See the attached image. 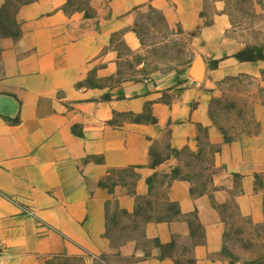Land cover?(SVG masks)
Segmentation results:
<instances>
[{
  "label": "crops",
  "instance_id": "obj_1",
  "mask_svg": "<svg viewBox=\"0 0 264 264\" xmlns=\"http://www.w3.org/2000/svg\"><path fill=\"white\" fill-rule=\"evenodd\" d=\"M71 1L34 0L14 13L15 31L0 30V264H177L186 255L195 264H245L225 256L224 211L234 205L264 225V101L254 106L255 129L231 140L211 103L219 80L261 78L264 59L236 57L248 45L229 35L227 1L215 0L211 17L207 0H87L68 10ZM146 9L171 28L197 31L202 77L195 60L185 74L118 80L120 45L145 50L136 21ZM125 114L138 119L118 121ZM156 157L164 159L155 165ZM205 163L204 189L193 194L198 180L189 173ZM129 169L130 183L104 184ZM112 203L134 218L169 203L180 215L146 221L140 238L118 246L109 234Z\"/></svg>",
  "mask_w": 264,
  "mask_h": 264
},
{
  "label": "rangeland",
  "instance_id": "obj_2",
  "mask_svg": "<svg viewBox=\"0 0 264 264\" xmlns=\"http://www.w3.org/2000/svg\"><path fill=\"white\" fill-rule=\"evenodd\" d=\"M24 1V0H22ZM87 0H73L68 10L86 6ZM214 1L207 0L206 16L214 13ZM226 11L229 12L232 26L229 35L248 45L249 49L264 52V3L263 0H226ZM19 2L12 1L6 8L0 10V30L2 32L15 31L14 13ZM136 29L143 40L145 50L134 54L125 45L120 48L124 55L118 80H139L149 77L154 71H179L183 74L198 55L194 50L193 37L196 32H185L180 26L171 28L160 13L146 9L139 12ZM213 65L212 63L210 64ZM264 78V72L261 75ZM261 78L248 74L227 76L216 83L213 88L215 97L211 103V111L215 121L223 127L229 138H234L243 132L253 131L256 127L254 106L259 100L264 101V88ZM115 82L114 80L111 81ZM145 116H148L145 114ZM125 119L135 120L137 117L125 114L118 121ZM166 140L161 144L165 147ZM209 159V156L205 157ZM206 162V161H205ZM204 165L198 164L197 169L189 173L198 180L194 187L197 191L204 188L208 172H204ZM132 169L126 172H115L104 184L110 188L120 183H130ZM118 175L121 176L118 178ZM160 194L164 190L159 191ZM167 211V210H166ZM166 211L146 212L134 218L121 211L116 204L109 205V234L115 245H122L127 241L141 237L142 226L150 217L164 216ZM227 221L225 233V256L232 261H241L245 264H264V225H255L243 216L234 207L228 206L224 211ZM103 264H126L134 258L115 257L100 259ZM187 255L179 258L181 264H189ZM48 264H85L81 257H53Z\"/></svg>",
  "mask_w": 264,
  "mask_h": 264
},
{
  "label": "trees",
  "instance_id": "obj_3",
  "mask_svg": "<svg viewBox=\"0 0 264 264\" xmlns=\"http://www.w3.org/2000/svg\"><path fill=\"white\" fill-rule=\"evenodd\" d=\"M12 1H15V2H19V5L17 7V9L15 10V12L23 5L27 4V3H30L34 0H7V4L5 5V8L8 6V4ZM236 57L241 60V61H256V60H260V59H264V52L263 51H257V50H252V49H245V50H242L240 52H238L236 54ZM146 120H150L152 122H156V119L154 117H151V116H146L145 117ZM232 138H229L228 135H227V140H231ZM164 158L162 157H156L155 158V165L159 164L160 162L163 161ZM178 174V173H177ZM176 175V174H175ZM199 191H197L195 188H193V194H197ZM137 215L139 216H142L141 213L137 212ZM180 215V209L178 207L177 204L175 203H169L168 204V208H167V211H166V214L164 216H160V217H157V218H153V217H150L148 218L146 221H151V220H154V219H157V220H172L174 218H177L178 216ZM174 246V243L168 245V246H164V250H165V253H167V250L168 247H173ZM177 264H181L180 262H178L177 260ZM189 264H195V259L193 258H190L189 260Z\"/></svg>",
  "mask_w": 264,
  "mask_h": 264
},
{
  "label": "water",
  "instance_id": "obj_4",
  "mask_svg": "<svg viewBox=\"0 0 264 264\" xmlns=\"http://www.w3.org/2000/svg\"><path fill=\"white\" fill-rule=\"evenodd\" d=\"M194 67H195L196 74L199 77H202L205 72V64H204L203 59L200 56H198Z\"/></svg>",
  "mask_w": 264,
  "mask_h": 264
}]
</instances>
